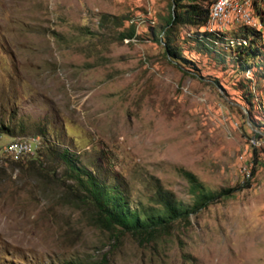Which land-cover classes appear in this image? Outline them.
<instances>
[{"label":"rangeland","instance_id":"rangeland-1","mask_svg":"<svg viewBox=\"0 0 264 264\" xmlns=\"http://www.w3.org/2000/svg\"><path fill=\"white\" fill-rule=\"evenodd\" d=\"M236 4L253 22L211 23L203 43L177 26L174 61L156 39L184 1L0 0V264H264V31L249 32L264 0ZM36 137L34 155L4 153ZM61 151L130 208L156 206L158 186L190 206L183 171L206 191L250 186L147 243L98 225Z\"/></svg>","mask_w":264,"mask_h":264},{"label":"trees","instance_id":"trees-1","mask_svg":"<svg viewBox=\"0 0 264 264\" xmlns=\"http://www.w3.org/2000/svg\"><path fill=\"white\" fill-rule=\"evenodd\" d=\"M177 7L180 2L184 1L185 5L181 7L180 12L171 15L162 31L159 33L162 39H156L159 44L164 45L166 55L170 60L178 61L185 60L180 56V53L174 45L172 38L173 32L177 26H189L194 28L190 35H196V41L204 42L211 39L212 34L207 31L209 28L210 14L209 9L211 3L207 7H203L201 1L204 0H174ZM260 23L264 24V19L260 17ZM246 26H251V23H242ZM198 29H202L200 33ZM263 30L250 29V36L254 37L262 33ZM134 35V29L131 28L123 35L124 38H131ZM159 38V37H158ZM244 39V38H242ZM245 40V39H244ZM252 40V39H251ZM246 41V40H245ZM240 45L236 51V59L240 65L248 67L245 56L253 55L257 52V48L249 42ZM248 44V45H247ZM247 45V46H246ZM242 60V61H241ZM50 150V149H49ZM58 158L66 166V175L68 178L75 181L76 192L80 196L82 202L92 208L96 214V221L98 225L108 231L115 229L121 232L129 233L138 241L156 242L162 236L170 234V229L177 221L188 220L191 214L197 213L209 205L220 202L223 199L231 197L234 193L239 192L245 188H249V179L244 183L234 187L224 188L216 192L206 191L201 182L190 172L183 171L184 178L188 181L195 193L194 201L190 206H183L177 201L174 194L170 191L162 189L158 186L152 197V202L158 206H151L148 208H130L125 193L117 185L106 186L100 183L95 173H92L86 167L78 165L76 161L70 158L68 151H61L58 153ZM254 175V171L249 172L250 176ZM68 264H76L69 262ZM77 264H84L77 262Z\"/></svg>","mask_w":264,"mask_h":264},{"label":"built area","instance_id":"built-area-1","mask_svg":"<svg viewBox=\"0 0 264 264\" xmlns=\"http://www.w3.org/2000/svg\"><path fill=\"white\" fill-rule=\"evenodd\" d=\"M216 8V14H227L230 10H225V0H217L211 3ZM243 20H251V15L245 14ZM41 147V141L38 138H24L22 140H10L4 146V153L7 154L13 161H20L25 157L34 155Z\"/></svg>","mask_w":264,"mask_h":264},{"label":"bare ground","instance_id":"bare-ground-1","mask_svg":"<svg viewBox=\"0 0 264 264\" xmlns=\"http://www.w3.org/2000/svg\"><path fill=\"white\" fill-rule=\"evenodd\" d=\"M225 10L230 11H228L227 14H216V8L211 5L209 9L211 23L217 25L218 27H228L232 24H240V22L243 21L245 11L241 7H238L236 0H225Z\"/></svg>","mask_w":264,"mask_h":264}]
</instances>
